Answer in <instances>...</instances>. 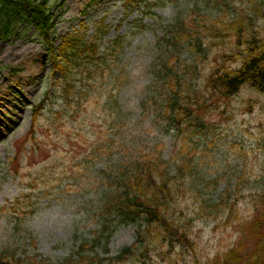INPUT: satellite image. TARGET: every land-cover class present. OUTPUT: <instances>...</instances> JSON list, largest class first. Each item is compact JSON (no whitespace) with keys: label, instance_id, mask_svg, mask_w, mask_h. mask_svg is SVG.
<instances>
[{"label":"trees","instance_id":"1","mask_svg":"<svg viewBox=\"0 0 264 264\" xmlns=\"http://www.w3.org/2000/svg\"><path fill=\"white\" fill-rule=\"evenodd\" d=\"M62 4L61 0H0V41L16 34L18 22L24 21L34 25L38 40L51 46L53 66L44 85L53 83L32 105V132L50 105L60 104L63 110L56 114L71 119L84 105L102 102L104 130L94 131L93 136L100 137L95 155L99 158L92 166L102 176L101 199L105 200L97 214V234L104 235L115 223L135 225L137 235L133 245L117 256L103 257L104 263L102 252L94 251L101 237L82 236L76 251L80 257L72 256L64 264H118L125 257L135 262L141 254L153 258L150 252L158 246H162L159 254L164 264H264V158L259 170L253 169V159L247 156L229 172L224 144H217L223 132L213 117L215 110L244 90L264 94V0H122L96 20L82 22L80 29L55 47L50 42L51 19ZM115 7L117 11L111 13ZM154 8L172 12V20L165 21V14ZM123 27L126 30L120 32ZM145 39L150 43L149 75L139 82L147 79V92L137 95L141 101L136 108L144 115L133 119L141 123L151 115L144 127L152 133L142 134L127 126V108L119 95L136 85L128 68L131 58L126 55ZM213 46L220 50L214 63ZM157 133L161 140L147 144ZM169 139L177 150L165 159ZM215 152L222 153L219 159ZM22 153H15L19 164ZM19 170L20 166L15 173ZM234 180H242L241 188L251 192L252 212L233 221L235 238L226 249L201 255L194 220L199 210L217 209L224 199L213 198L211 191L221 182L226 183L225 189L235 188ZM190 186L194 198L201 201L192 215L174 206L181 197H188ZM217 199L218 203L212 202ZM226 212L233 214L231 207ZM88 242L94 244L92 254L84 252ZM0 264H21V260L0 256Z\"/></svg>","mask_w":264,"mask_h":264},{"label":"rangeland","instance_id":"2","mask_svg":"<svg viewBox=\"0 0 264 264\" xmlns=\"http://www.w3.org/2000/svg\"><path fill=\"white\" fill-rule=\"evenodd\" d=\"M61 1L63 4L51 19L57 45L60 36L74 25H80L81 19L92 20L109 5L120 4V0H93L90 6L91 0ZM154 9L165 14V21L172 20V12ZM17 26L16 34L0 41V256L20 259L21 264H64L72 256L73 259L80 257L76 251L80 249L83 237L92 239L97 235L101 242L96 245L88 242L84 252L92 254L94 245V251L102 252L100 259L104 263L103 257L117 256L124 248L133 245L137 235L135 225L123 227L115 223L104 230V235L97 234L100 231L97 214H101L105 200L101 199L104 196L102 176L92 166L99 158L96 159L95 155L100 148V137L93 136L94 131L103 129L102 102L84 105L71 119L56 114L63 110L60 104L50 105L32 132L31 105L41 98L38 96L46 88L52 87L53 82L43 85V78L49 76L51 65L48 61L44 63L47 46L36 38L34 25L20 21ZM149 47L150 43L145 39L134 44L135 51L132 48L128 51L126 56L131 58L128 68L133 71L136 85L119 95L127 108V126L142 130V134L146 131L152 133L151 129L144 127L149 125L151 115L141 123L135 120L144 115L136 108L141 101L137 95L147 92V79L139 80L149 75L147 66L150 61L146 53ZM219 52L216 46L212 47V63ZM121 95L124 97L120 98ZM228 102L227 106L221 105L215 110L217 113L213 116L220 123L219 131L223 132L217 144H224L227 169L232 172L238 163H244L241 158L249 156L253 159V169L259 170L260 159L264 158V94L244 90L241 96ZM156 138L161 140V135L157 133L150 137L147 144ZM163 146L160 144V148ZM101 147L105 150L103 145ZM176 148L174 140L169 139L163 151L164 158L174 156ZM240 149L247 152H240ZM21 150L20 164L16 159L7 161L8 154L13 158ZM221 155L220 152L213 153L218 159ZM225 184L221 182L218 189L211 191L213 198L223 197L219 207L210 208V213L199 210L194 220L193 234L201 255L212 256L226 249L235 238L233 221L241 214L252 212L255 201L248 188H241L242 180L233 181V186L238 185L235 188L225 189ZM190 189L191 186L186 190L187 198L181 197L174 203L188 215H192L196 205L201 204ZM228 207L233 211L230 216L226 212ZM161 249L162 246H158L150 252L153 258L141 254L135 262L125 257L118 264H164V258L159 254Z\"/></svg>","mask_w":264,"mask_h":264}]
</instances>
